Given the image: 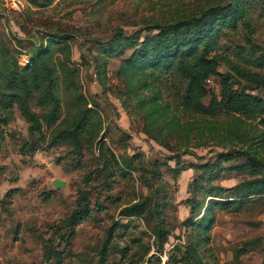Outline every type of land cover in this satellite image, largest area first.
Listing matches in <instances>:
<instances>
[{
  "label": "rangeland",
  "instance_id": "1",
  "mask_svg": "<svg viewBox=\"0 0 264 264\" xmlns=\"http://www.w3.org/2000/svg\"><path fill=\"white\" fill-rule=\"evenodd\" d=\"M43 1L0 0V43L17 51V58L30 57L45 45L46 34L55 26L68 31L78 83L101 125L98 138L79 157L63 145L22 155L18 149L28 139L27 124L13 107L0 138V264H38L41 239L48 238L75 207L78 189L88 192L90 215L74 225L69 254L62 264H100L99 251L110 226L102 264H146L155 256L160 264H174L190 243L196 247L199 264H264V168L234 152L247 148L264 159V121L243 119L248 132L241 135L246 141L216 137L202 146L193 141L185 153L170 138L160 136V144L143 133L135 100L127 99L117 75L119 62L153 31L145 29L156 22L198 15L225 0H49L45 5ZM215 37L214 51L264 75V0H246L244 18L236 25L221 26ZM217 70L231 74L233 87L262 95L260 88L250 86L223 64ZM151 81L168 107L167 115L186 119L174 106L178 82L167 72ZM206 87L217 95L218 79L209 77ZM231 119V115H220L207 125L221 126ZM100 146L130 165L129 175L120 177L117 172L108 179L106 189L100 188V179L82 181L99 164ZM225 151L232 153L227 160L220 155ZM54 179L64 184L56 188ZM249 181L258 183L257 194L247 196L234 209L213 206L207 234L194 228L192 221L200 216L207 199L224 196L225 189ZM142 198L161 208L162 227L168 235L160 251L153 241L150 217L145 221L142 216L122 215L124 206ZM243 241H249L247 251L234 259L233 252Z\"/></svg>",
  "mask_w": 264,
  "mask_h": 264
},
{
  "label": "trees",
  "instance_id": "2",
  "mask_svg": "<svg viewBox=\"0 0 264 264\" xmlns=\"http://www.w3.org/2000/svg\"><path fill=\"white\" fill-rule=\"evenodd\" d=\"M48 1L41 4L45 5ZM225 2L202 9L198 15L156 22L145 29L155 32L150 31L119 62L117 75L125 88L124 94L127 99L135 100V107L143 122V133L157 143L161 144L160 136L170 138L183 146L186 153L188 146H193V141L196 146L207 144L209 139L216 137H238L246 141L247 137L241 135L242 131L248 132L243 127V119L264 121V75L214 51L216 31L223 25H236L246 13V0ZM54 28L46 34L49 37L45 45L31 53L28 62L23 65L18 63L17 51L0 43V138L1 127L12 119V109L15 107L27 124L28 139L20 145V154L32 155L42 147L63 145L68 147V153L79 157L82 149L90 147L98 138L100 116L95 108L88 106L78 83V70L69 54L70 33L57 26ZM220 63L237 73L250 86L260 88L262 95L233 87L231 74L217 70ZM165 72L178 82L174 106L186 117L184 120L176 114L167 115V105L161 102V95L151 85V79L158 80ZM209 77L218 79L217 95L210 94L206 87ZM207 96L209 99L204 103L203 99ZM220 115H231L232 122H225L221 126L207 125ZM234 152L264 168V159L258 153L250 152L247 148ZM231 154V151H225L220 155L227 160ZM97 157L100 162L83 176L84 183L100 179V188L106 189L108 179L117 172L120 177L129 175L128 160L115 158L108 148L98 147ZM167 169L172 170L168 166ZM255 183H238L225 189L228 193L224 196L214 195L216 198L207 199L208 204L200 216L192 221L194 228L201 234H207L213 223L211 208L232 206L234 209L240 206L247 196L261 190ZM76 192L75 207L59 225L52 228L48 238L41 239L38 264H62L69 254L74 225L90 215L88 192L81 189ZM233 204L237 205L234 207ZM121 212L126 217L142 216L145 221L150 217L153 220L150 226L153 241L156 250H161L168 235V230L162 227L161 208L142 198L124 206ZM111 229V226L107 228L104 244L110 239ZM104 244L99 251L100 264L105 258ZM247 245L249 241H243L234 250L233 258L237 259L245 253ZM125 250L123 248L121 252ZM153 261L146 264H160L158 256ZM190 262L200 263L194 243L184 247L174 264Z\"/></svg>",
  "mask_w": 264,
  "mask_h": 264
},
{
  "label": "built area",
  "instance_id": "3",
  "mask_svg": "<svg viewBox=\"0 0 264 264\" xmlns=\"http://www.w3.org/2000/svg\"><path fill=\"white\" fill-rule=\"evenodd\" d=\"M28 62V57L25 54L19 55L18 63L20 65L26 64Z\"/></svg>",
  "mask_w": 264,
  "mask_h": 264
},
{
  "label": "water",
  "instance_id": "4",
  "mask_svg": "<svg viewBox=\"0 0 264 264\" xmlns=\"http://www.w3.org/2000/svg\"><path fill=\"white\" fill-rule=\"evenodd\" d=\"M52 184H53V186L54 187H59V186H62L64 183L62 182V181H60V180H58V179H54L53 181H52Z\"/></svg>",
  "mask_w": 264,
  "mask_h": 264
}]
</instances>
